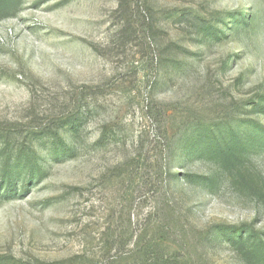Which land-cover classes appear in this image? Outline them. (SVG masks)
Segmentation results:
<instances>
[{"label":"rangeland","instance_id":"obj_1","mask_svg":"<svg viewBox=\"0 0 264 264\" xmlns=\"http://www.w3.org/2000/svg\"><path fill=\"white\" fill-rule=\"evenodd\" d=\"M260 109L264 0H17L0 15V264H142L150 240L179 264H250L213 236L264 241V151L172 162L162 142L264 127Z\"/></svg>","mask_w":264,"mask_h":264},{"label":"trees","instance_id":"obj_2","mask_svg":"<svg viewBox=\"0 0 264 264\" xmlns=\"http://www.w3.org/2000/svg\"><path fill=\"white\" fill-rule=\"evenodd\" d=\"M17 0H0V15L11 10ZM248 16L235 23V33L249 26ZM217 23L203 24L202 37L209 41H219L229 37L228 33L217 29ZM264 113V110L260 109ZM78 125H73L68 132H77ZM162 148L167 158L175 162L182 158L183 162L189 160L210 159L218 164H229L238 158L252 153L253 151H264V127L248 120H238L236 122L213 121L210 123L196 122L190 126H185L180 133L173 136L164 137ZM74 152L73 148L69 149ZM27 165V164H26ZM25 169L32 170L28 165ZM9 177L15 178V173L8 170ZM14 174V175H12ZM183 179L192 181V177L184 176ZM202 179V178H201ZM206 179H202L205 181ZM215 239L226 240L232 247L242 253L250 264H264V241L258 237L252 229L241 230L218 229L213 236ZM142 264H179L174 258L167 257L159 253V242H146L142 248Z\"/></svg>","mask_w":264,"mask_h":264}]
</instances>
